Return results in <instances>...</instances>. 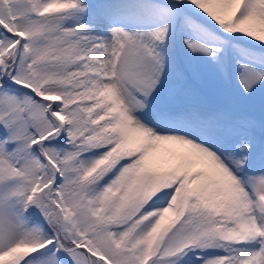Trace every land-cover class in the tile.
Masks as SVG:
<instances>
[{
	"label": "snow or ice",
	"instance_id": "snow-or-ice-1",
	"mask_svg": "<svg viewBox=\"0 0 264 264\" xmlns=\"http://www.w3.org/2000/svg\"><path fill=\"white\" fill-rule=\"evenodd\" d=\"M185 7L219 39L181 59ZM140 12L165 22L91 31ZM245 38L264 52V0H0V264H264V107L153 106L190 78L264 87V60L232 55Z\"/></svg>",
	"mask_w": 264,
	"mask_h": 264
},
{
	"label": "rangeland",
	"instance_id": "rangeland-1",
	"mask_svg": "<svg viewBox=\"0 0 264 264\" xmlns=\"http://www.w3.org/2000/svg\"><path fill=\"white\" fill-rule=\"evenodd\" d=\"M175 1V0H172ZM125 0H82V3L86 5H95L101 3H123ZM181 3H186L187 0H180ZM187 8V7H186ZM192 14L198 16L203 22L207 23V18L203 13L194 12L191 8H187ZM173 12L170 10V24H169V38H172V42L177 45L176 54L178 58H184L190 56L187 49L182 50L183 38L202 39L208 40L209 34L207 28L195 25L190 18L183 19L178 24L174 21ZM158 14L155 12H140L137 13V18L128 16L127 14L117 13L114 18V24L106 25L104 27L93 26L91 31L94 35L107 36L109 34L110 27L119 26L125 28V30L137 32V31H149L152 28L159 25V23L165 22L157 18ZM79 15H74L68 22L73 23L79 19ZM82 22L87 23L88 17L84 16ZM213 37L219 39L216 32L211 34ZM238 35V34H237ZM247 38H245V43ZM210 42L215 43V40ZM240 41L233 42L232 55H235L237 60L241 63H252L254 61L259 62L264 60V52L260 49H254L253 46ZM255 43V42H253ZM192 59L206 60L204 57H192ZM196 85L203 87V91L206 97H201V93L195 89L188 87V91L185 94L178 95L176 98H172L169 95L167 86L160 92V94L153 100V106L157 109H170L174 113H183L190 109L195 110H209L217 107L233 108L241 110H259L264 107V87L258 88L252 95H241L239 85L233 80L230 84L216 81L208 76H202L200 80L190 78ZM206 98L205 100H203ZM164 149H172L177 151L173 145H161L158 155L162 160L168 163L173 162L171 156L164 152ZM178 152V151H177ZM164 166H167L165 164ZM185 260L187 258L184 257Z\"/></svg>",
	"mask_w": 264,
	"mask_h": 264
},
{
	"label": "trees",
	"instance_id": "trees-1",
	"mask_svg": "<svg viewBox=\"0 0 264 264\" xmlns=\"http://www.w3.org/2000/svg\"><path fill=\"white\" fill-rule=\"evenodd\" d=\"M163 2L164 3H174L175 1H172V0H163ZM173 17H174V21L176 22V24H178L180 21H182L183 19H187V18H190L192 21H193V23L195 24V25H200L201 27H204V28H207V31H208V33H210V34H213L214 32H215V30L208 24V23H205V22H203L198 16H196L195 14H192L186 7L182 10V12H180L179 14H177V13H175V12H173ZM169 41H171L172 42V38H169ZM241 43L243 42V41H240ZM167 43L168 42H166V44H165V46H164V48L166 49V47H167ZM245 45H247L248 43H245V42H243ZM254 49H258V48H255L254 47ZM163 50V49H162ZM261 50V49H260ZM177 55V54H176ZM178 57V56H177ZM188 84H190L191 85V88L192 89H195L197 92H198V94L199 93H201V97H206L205 96V94H204V91H203V87H200L199 85H196L193 81H191L190 79H189V82H188ZM203 99V98H202ZM206 98H204L203 100H205ZM208 252L210 253V254H221L220 253V250H218V249H210V250H208ZM190 256H192V253H188V255L187 256H185V258H187L188 259V257H190Z\"/></svg>",
	"mask_w": 264,
	"mask_h": 264
},
{
	"label": "bare ground",
	"instance_id": "bare-ground-1",
	"mask_svg": "<svg viewBox=\"0 0 264 264\" xmlns=\"http://www.w3.org/2000/svg\"><path fill=\"white\" fill-rule=\"evenodd\" d=\"M173 146L177 149V151H181L180 149L177 148V146H175V145H173Z\"/></svg>",
	"mask_w": 264,
	"mask_h": 264
}]
</instances>
